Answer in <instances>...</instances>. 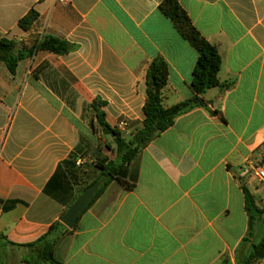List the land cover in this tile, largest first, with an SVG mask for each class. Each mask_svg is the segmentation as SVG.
<instances>
[{
    "label": "crops",
    "instance_id": "obj_1",
    "mask_svg": "<svg viewBox=\"0 0 264 264\" xmlns=\"http://www.w3.org/2000/svg\"><path fill=\"white\" fill-rule=\"evenodd\" d=\"M162 1L0 0V40L18 50L45 37L71 47L35 51L13 75L0 62V264H46L40 247L27 246L67 210L44 188L71 153L82 168L65 202L90 181L91 164L114 160L93 101L127 139L144 120V77L154 59L168 71L165 107L194 96L198 54L159 11ZM178 2L216 48L218 79L229 86L208 89L205 106L177 117L130 162L134 187L108 185L54 245L57 264H244L249 255L264 220L250 234L242 190L264 208V182L250 176L264 160V0ZM30 11L36 19L23 29L18 22Z\"/></svg>",
    "mask_w": 264,
    "mask_h": 264
},
{
    "label": "trees",
    "instance_id": "obj_2",
    "mask_svg": "<svg viewBox=\"0 0 264 264\" xmlns=\"http://www.w3.org/2000/svg\"><path fill=\"white\" fill-rule=\"evenodd\" d=\"M158 9L170 20L175 30L198 54L197 61L192 71V81L190 84L194 96L175 105L165 107L163 104V90L167 85L168 71L163 60L154 59L148 64L144 77V120L140 127L134 129L129 134L127 139L122 138L118 131L111 129L105 122L104 113L101 110L104 103L93 101L90 108L102 132L112 136L115 158L114 160H108L106 158L97 159L95 163L90 165L92 170H94L95 173L97 172V175L82 187L81 193L97 182H101V184L82 214L104 192L108 185L114 181L127 189H132L134 184L126 180V169L130 162L156 137L170 128L177 117L187 113L193 108L205 106L202 95L208 89L229 86V84L223 85L218 79V72L222 62L216 48L207 42L192 25L191 20L178 0H163ZM35 19L36 14L30 11L19 20L18 24L21 28L28 29ZM38 50L61 55L69 52L71 47L58 39L45 37L33 48L18 50L14 42L1 39L0 62L4 63L9 73L13 75L18 62L31 57L34 52ZM110 148L109 145H106V149L109 150ZM76 160V152L71 153L68 159L57 167L56 172L44 188L45 194L52 197L57 202L64 204L66 208L74 201L65 202V198L68 191L72 188V183L76 182V169L82 168V166L75 165ZM88 166L89 165H84V167ZM86 169L84 170L85 172ZM242 190L244 195V210L248 215L251 234L254 222L264 215V208L260 209L255 205L247 189L243 188ZM62 227L59 221L54 222L43 236L27 247H40L42 261L46 264H57L52 257L54 245L57 243L60 236L72 231L66 228L62 229ZM244 241L246 240L244 239ZM263 258L264 233L257 244L251 242L250 252L244 264H252Z\"/></svg>",
    "mask_w": 264,
    "mask_h": 264
},
{
    "label": "water",
    "instance_id": "obj_3",
    "mask_svg": "<svg viewBox=\"0 0 264 264\" xmlns=\"http://www.w3.org/2000/svg\"><path fill=\"white\" fill-rule=\"evenodd\" d=\"M100 184L101 182H97L84 190L61 216L60 222L69 230H72L75 227L78 218L97 192Z\"/></svg>",
    "mask_w": 264,
    "mask_h": 264
},
{
    "label": "rangeland",
    "instance_id": "obj_4",
    "mask_svg": "<svg viewBox=\"0 0 264 264\" xmlns=\"http://www.w3.org/2000/svg\"><path fill=\"white\" fill-rule=\"evenodd\" d=\"M104 138L106 140L110 141V137L109 136H104ZM102 144H103L102 145V148H103L104 152H107L108 149H106L104 147V144L105 143L102 142ZM110 144L114 146V143L112 141L110 142ZM93 154H95V151H93ZM108 157H113V155L112 154H109ZM95 174L96 173H94V172L92 173L91 171H89L87 177L90 178L89 180H91V179L94 178ZM263 233H264V223L256 224L255 227H254V235H253V238H252V243L253 244H257L260 241Z\"/></svg>",
    "mask_w": 264,
    "mask_h": 264
},
{
    "label": "built area",
    "instance_id": "obj_5",
    "mask_svg": "<svg viewBox=\"0 0 264 264\" xmlns=\"http://www.w3.org/2000/svg\"><path fill=\"white\" fill-rule=\"evenodd\" d=\"M126 127V124L123 122V123H120L118 125V129L121 131L123 130L124 128ZM250 176L263 183L264 182V160L262 162H260L258 165L256 166H253L251 168V171H250Z\"/></svg>",
    "mask_w": 264,
    "mask_h": 264
}]
</instances>
